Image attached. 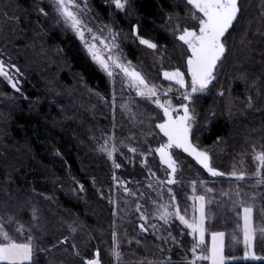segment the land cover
<instances>
[{"label": "trees", "instance_id": "1", "mask_svg": "<svg viewBox=\"0 0 264 264\" xmlns=\"http://www.w3.org/2000/svg\"><path fill=\"white\" fill-rule=\"evenodd\" d=\"M89 2L100 19L112 26L132 62L139 64L140 60L137 40L132 35L133 26H138L136 31L139 35L158 45L156 51L161 57V70L179 67L184 71V49L164 31L168 18H181L186 14L181 0H127L128 6L123 12L109 0ZM240 6L237 21L230 34H226L227 50L218 64L217 78L208 94L198 96L194 105L198 123L193 142L207 150L213 167L225 174L230 173L231 165L239 157L252 151L253 145L256 150L264 148V32H261L264 27V0H240ZM35 8V0H0V49L16 60L20 70L27 75L22 86L24 97L15 94L0 78V130L3 138L6 135L7 145L11 144L8 147L13 149L6 152V160L0 156V188L5 189L12 201L27 206L31 202L36 203L29 200L33 191H46L41 178L51 175L60 179L64 187L74 189L77 183L83 185V195L99 207L106 208L101 201L95 200V191L88 179L93 175L99 181L104 172L100 170L102 166L99 169V165L93 163L87 136L92 128L91 121L96 118L95 123L102 124L101 120L110 119L112 111L118 124L124 121L120 119V99L114 97L106 77L94 66L71 32L61 25L54 26L49 19L46 22ZM29 49L35 52L31 54ZM163 49L165 51L161 53ZM55 51L57 54L53 55ZM152 74L161 87L171 85L160 80L157 73L149 72L150 76ZM80 79L83 89L78 85ZM242 85L252 97V110L243 119L231 120L228 116L229 97L232 95L235 100H241ZM173 154L182 167L185 185L188 187L192 180H197L196 193L203 195L199 183L209 178L191 159L178 152ZM236 185L227 179L218 182L220 189L229 193H235ZM240 189H243V198L251 199L254 227L261 230L264 212L258 209L264 205V199H261L264 190L253 199L252 188L240 186ZM183 197L180 202L182 214L185 209L190 213L185 203L186 194ZM38 200L39 206H34L42 213L49 231L45 246L55 243L59 230L66 232L74 228V241L82 257L73 260L56 257L49 263L45 260L49 253L46 256L39 254L41 260L36 258L37 264H84L83 257H94L97 249L101 264H112L107 252V237L100 234L112 226L110 220L102 215H92L90 207L63 196H58V206L50 200ZM132 202L129 199L130 205ZM127 207L129 209L130 206ZM226 210L228 208L216 200L206 207L207 241L211 232L223 231L225 264H264V260H238L242 251H235L233 247L236 241L233 240V232L238 223ZM236 236L237 240L241 237L238 233ZM132 239L148 245L142 253L136 252V260H156L158 246L154 239L138 236H132ZM254 251L257 257L264 259L261 232L255 235Z\"/></svg>", "mask_w": 264, "mask_h": 264}, {"label": "rangeland", "instance_id": "2", "mask_svg": "<svg viewBox=\"0 0 264 264\" xmlns=\"http://www.w3.org/2000/svg\"><path fill=\"white\" fill-rule=\"evenodd\" d=\"M181 1L186 7V14L181 18L177 16H171L170 18H168L164 26V31L184 49L186 48V45H183V42L179 41L177 35H174L173 33V29L176 27L177 23H179L181 27H187L192 24L190 17L187 15L188 7L190 6L186 5L185 0ZM35 2L36 11L41 13V15L46 19V22H48L47 20L49 19L51 22H54V26L59 27L61 25L63 27H66V29L71 32V34L76 38L84 53L89 57L94 66L104 74L113 95H115L114 97L120 99V103L118 105L121 113L120 119L123 118L124 121L118 124L116 117L112 111V113H110V119L108 118L109 122L107 121V119L106 121L101 120L102 124L97 125L95 123L96 118L93 119L91 121L92 128H90V133L87 136L88 144L90 145V149L92 150L90 155L93 163L96 166L99 165V169L100 166H102L100 170H103L104 172L99 181L97 180V177L93 175H89L88 179L92 185V189H94L95 191V200L101 201L103 204H105L107 209L105 207H99L98 205H96V203H94L93 201L91 202V200L87 199V196L83 195L85 191L83 190V188L81 189L78 183L76 184V188L74 189L64 187V185L61 184L60 179L56 178L55 176L48 175L47 177L41 178V181L47 188L46 191L44 190L42 191V193L33 191L29 200H34V202L36 203L32 204L31 202L27 206H23L17 202L12 201L5 189L0 188V217L3 218L4 222L10 228H15L16 226L8 224L9 216L14 217L16 220L20 221L26 226V228H31L32 233L35 235V237L38 238L36 240V243H38L40 248L43 249V251H38L35 254L36 258H40L39 254L46 256V254L49 253V256L45 259L49 263L51 262V260H56V257H62L63 260H73L75 257H82V252L77 247V245L75 244V249L72 247V244L75 243V232L72 231L71 228L66 230L67 233L65 232V230H59L56 235L57 238L54 241L55 243L53 244L55 245V247H52L53 245L45 246L47 245V243L45 244V241L47 239L46 235L49 234V231H47L44 225L45 219L42 218V213L39 212L34 206H39L40 201L38 199L50 200L52 201V203L58 206L56 200L58 196H63L70 199L72 202H77L80 205L90 207L92 209V215L98 217L102 215L105 219L110 220L112 226L109 229H105L103 233L100 232V234L102 237H107L109 245L107 252L109 257L112 259V264H168L167 258H170L171 261L175 262V264H182V262L185 260V257L189 255V252L186 251V249H190V246L193 242L191 231L186 229V226L179 221L178 217H173L169 220L168 223H165V221L159 219L158 216H155L153 214L154 209L157 207V205L152 203V201L159 200L161 203H164L170 199L173 193L175 194L176 199L171 201V204L169 205L170 210L172 204H179L181 208L180 202L184 198L183 194H186L187 197L185 199V203L189 206V211L191 213L193 205L191 197L194 194L192 191V184L187 187L183 182L182 167L180 165L176 173V182L174 184H168L166 171L171 170L167 168V165H164L159 160V154L155 152V148L159 146L160 142H162L161 137H163V133H161L157 127L159 119L163 115L162 109H159L158 106H156L152 102V99L138 95L134 88L129 87L122 70L117 69L115 70L113 76L108 75V73L102 68L98 61L92 58V54L88 51L85 45V41L81 40L76 31L69 24H66L63 18L56 12L55 0H35ZM76 3L80 5V18L84 21L88 28L92 29L97 34L96 43L99 48L103 49V43L101 42L99 37L103 36L108 43H112V34L115 33V43L117 44V48L112 49V53L119 55L126 62L130 61L131 67H135L136 70L139 71L148 80L149 83H155L160 86L157 82L158 80L156 78L154 79L153 74L152 76L149 75V72L157 73L160 80H163L164 82L170 83L172 85V93H170L169 95L173 99L174 103L182 102V98L177 91L179 86L176 85L174 81H168L167 78L163 76V70H161L160 64L161 57L157 55V49H152L146 45L141 44L139 38L136 35V30L133 29L132 35L137 40V48L140 60L139 64H137V62H132L125 53L122 42L119 41L118 36L113 30L112 26L104 23L102 19H100L89 0H76ZM84 5H86V7ZM41 8L44 9V12L40 11ZM117 10L123 12L124 9ZM109 29H111V31H109ZM262 29L261 32H264V27H262ZM85 36L90 42V34L88 32H85ZM29 50V53L31 54L35 52L34 49ZM164 51L165 50L163 49V52L161 53H164ZM55 54H57L56 51L53 55ZM101 54L105 57H107L108 55L107 52H102ZM223 58L224 57H222V59ZM0 59H3L6 64L10 62L11 64L17 65L16 60H14L8 53L2 51L1 49ZM17 67L20 70V67L18 65ZM10 71L15 74V70L10 69ZM185 77L186 80H190V74L186 73ZM16 78L18 81L19 90L12 88L6 80H4L3 78L1 79L5 83H7V85L15 94L24 97L22 86L23 82H26L27 80V75L20 70L19 74H16ZM79 81L80 82L78 83V85L83 89V81L81 79ZM212 84L209 85L208 90L212 86ZM244 88V85H242L241 90L242 92H244L241 100H235L232 95H230L229 97L228 116L231 120L243 119L247 112L252 110L253 101H251L252 106L248 107V97L251 95L248 91H245ZM208 90L202 94H198V96L207 95L209 92ZM63 96L65 97L64 94ZM161 98L166 99L167 97L162 96ZM122 105H124V107H121ZM103 118L105 117L103 116ZM0 135V156L4 157H2V160H6V152H9L13 149H10L8 147L11 146V144L7 145L8 140L6 139V135H4L5 138H3L1 130ZM105 140L110 141L107 147H111L112 143H115L116 145L117 151L114 153L113 157H109L107 153L101 148V145L104 144ZM132 148L137 149V151L132 152ZM254 151H256V149L252 148V151L250 153H244L241 157H239L231 165L230 172H232L235 168L237 170H245L248 173H254L256 171V161L252 158ZM174 152L181 153L191 159L194 164L199 167L201 171L209 178L208 181L199 183L200 189L203 190V195L206 198V207L216 200L222 205V207L228 208V210L226 211L231 212L233 217L237 219L236 212L233 209V203L237 200V189L235 188V193L222 191L218 186V182L221 179H227L230 180V182L233 181V183H237L244 188H252L254 193H256L255 197H259L260 191L264 190V185L257 184L258 177L254 175H248L243 181H238L235 177L224 175L213 176L212 174L208 173L202 165H199V163L195 161V158L191 157L189 154L183 153L182 150H174ZM113 159H115V161L121 165L120 168H115L113 166ZM142 161H146V164L142 163ZM149 169H151V172L149 171ZM114 176L116 179L125 181L126 183L124 185L116 184L113 178ZM156 177H159L161 181H164V184L160 185L159 188V191L163 193V195L157 194V185L159 184V181H157ZM123 187H128L131 192L125 193L123 191ZM168 187H171L173 189V193H169L167 191ZM187 190H189L191 194L187 193ZM196 192L195 195H198ZM241 193L242 191L240 192V196ZM129 199H131V202L133 200V205H130ZM244 200L246 202H251L250 198H244ZM137 202L140 204L139 210L136 207ZM196 203L198 206L199 202L197 201ZM127 206H130L131 208L129 207L128 209ZM96 208L98 209L96 210ZM34 209L36 210L35 218H33ZM88 209L89 208H86V210ZM93 209L95 210V212H93ZM140 212H145V214L149 215L151 218L148 220H143ZM141 223H144L145 226L149 228V231L145 232L143 229H141ZM122 225L125 226L123 227ZM153 225L156 226L155 230L152 229ZM113 232L117 234V238L119 240L121 251L119 260L112 256L110 251L114 245V241L112 239ZM260 232L262 233L264 238V232H262L261 230H256L255 235L259 234ZM237 233L241 235V237L239 240L235 241L233 247L235 251H242V256L238 260H264L260 257L259 259L253 257H244L242 233ZM26 234L27 233L25 232L21 235L24 236ZM132 236L154 239L156 245L158 246V255L156 257V260L149 261L142 258L136 260V252L142 253L143 251L148 249V245L146 243L142 244L138 241L133 240ZM64 237L68 238L66 242L63 240ZM171 237H175V241L172 240ZM254 239L252 240L250 245L252 251H254ZM57 241H60V243H57ZM208 242L210 243V235ZM60 246H64L65 248L59 249ZM77 249L80 253L79 256L76 255ZM95 254L96 252L94 253V256ZM226 262L227 259L225 260V263Z\"/></svg>", "mask_w": 264, "mask_h": 264}, {"label": "snow or ice", "instance_id": "3", "mask_svg": "<svg viewBox=\"0 0 264 264\" xmlns=\"http://www.w3.org/2000/svg\"><path fill=\"white\" fill-rule=\"evenodd\" d=\"M109 2L114 3L116 9H125L128 6L127 0H109ZM185 3L190 6L188 7L187 15L190 17L192 24L187 27H181L177 23L173 29V33L177 35L178 40L183 42V45H186V48L182 51V55L186 57L185 68L184 71L179 67L163 71V76L168 81H174L179 86L177 91L182 98L180 103H174L169 95L172 93L171 85L168 88H161L155 83H149L135 67H131L130 61L126 62L119 55L112 53L111 50L117 48L115 33L112 34V43H108L103 36L99 37L103 43V49L99 48L96 43L97 34L88 28L80 18V5L76 3V0H55V10L63 18L64 22L76 31L81 40L85 41L92 58L98 61L109 76H113L117 69L122 70L129 87L134 88L138 95L152 99V102L159 109H162L163 115L160 117L157 127L163 133V137H161L162 142L155 148V152L159 154V160L171 170L166 171L169 185L176 182V173L179 167L177 158L173 154L174 150H182L183 153L189 154L213 176L228 175L229 177H235L238 181H243L248 175H254L258 177L257 184L264 185V148L253 153L252 158L256 161V171L254 173L234 168L232 172L225 174L218 168L213 167L209 152L193 142L198 123V113L194 105L196 99H198V94L207 91L209 85L216 79L218 64L222 62V57L225 56L227 50L225 43L226 34H230V30L234 27V22L237 21L238 14L241 12L240 0H185ZM84 6L86 7V5ZM40 11L44 12V9L41 8ZM13 19L16 18L13 17ZM133 28L136 30L138 26H133ZM85 32L90 34V42L86 38ZM136 35L141 44L157 49L158 45L153 40L139 35L138 31H136ZM102 52H107V57L102 55ZM10 69L15 70V74ZM19 71L17 65L10 62L6 64L3 59H0V78L6 80L12 88L17 90L19 89L16 74H19ZM185 73L190 74V80H186ZM162 96L167 98L162 99ZM248 100V107H251L252 97L249 96ZM121 107H124V105ZM109 143V140H105L101 148L109 157H113L117 151L116 145L112 143L111 147H107ZM253 148L255 149V145H253ZM131 151L136 152L137 149L132 148ZM142 163L146 164V161H142ZM113 166L115 168L121 167L115 159H113ZM149 171L151 172V169ZM113 178L118 185L126 183L116 179L115 176ZM156 179L159 181L157 194L163 195L159 188L160 185L164 184V181H161L159 177H156ZM200 183H203V181H200ZM191 184L194 193L191 197L193 201L191 213L185 209L182 214L179 204H172L170 210L169 205L176 197L173 189L168 187L167 191L173 193L172 196L164 203L159 200H153L152 203L157 205L153 214L165 221V223H168L173 217H178L179 221L186 226V229L191 231L193 242L190 249H186L189 255L185 257L182 264H225V232L213 231L210 234V243L207 241L205 224L206 198L204 195H195L197 180H192ZM80 187L82 189L83 185H80ZM236 189L237 200L233 203V209L236 212L238 226L234 229L233 240H237V232L242 233L244 257L259 259L256 256V252L252 251L250 247L256 233L253 223V204L246 202L240 196V192L243 189H240L239 184L236 185ZM123 191L125 193L131 192L128 187H123ZM255 196L256 193H253V197ZM261 199H264V197H261ZM197 201L199 202L198 206ZM136 207L139 210L140 204L138 202ZM258 211L264 212V205ZM140 215L143 220L151 218L145 212H140ZM35 217L36 210L34 209L33 218ZM8 224L16 227L10 228L3 218L0 217V264H37L35 254L38 251H43V249L36 243L38 238L32 233L31 228H26L24 224L11 216L8 218ZM140 228L145 232L149 231V228L144 223L140 224ZM152 229L155 230L156 226L153 225ZM72 231H75V229L73 228ZM261 231L264 232V227L261 228ZM25 232L27 234L22 236L21 234ZM112 239L114 245L110 250L111 255L119 260L121 251L115 232L112 234ZM171 239L175 241L176 238L171 237ZM63 240L66 242L68 238L64 237ZM57 243H60V241H57ZM52 247H55V245ZM72 247L76 248L75 243L72 244ZM76 255H80L78 249ZM99 257L100 252L97 249L94 257H83V260L85 264H101ZM167 261L168 264H175L170 258H167Z\"/></svg>", "mask_w": 264, "mask_h": 264}]
</instances>
